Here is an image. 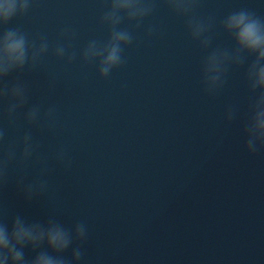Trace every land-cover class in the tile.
<instances>
[{
  "label": "water",
  "instance_id": "obj_1",
  "mask_svg": "<svg viewBox=\"0 0 264 264\" xmlns=\"http://www.w3.org/2000/svg\"><path fill=\"white\" fill-rule=\"evenodd\" d=\"M104 2L34 0L6 27L46 34L52 44L71 27L79 51L90 39L107 38L99 24ZM241 8L264 16V0H199L198 14L219 20ZM148 24L159 32L146 38L137 31L126 63L106 79L94 64L66 65L51 52L37 70L19 74L30 89L29 106L58 109L55 132L31 129L54 170L46 177L48 196L31 203L10 180L0 190V218L85 221L82 264H264V152L250 156L243 148L249 100L243 69L231 70L221 92L209 96L201 84L205 53L183 19L161 4ZM217 42L230 44L223 34ZM230 104L240 112L227 125ZM3 108L0 127L7 128ZM25 130L21 117L8 139ZM62 146L74 160L67 172L53 160ZM38 173L31 168L27 180ZM70 254L71 248L64 253ZM25 255L35 253L26 248Z\"/></svg>",
  "mask_w": 264,
  "mask_h": 264
},
{
  "label": "clouds",
  "instance_id": "obj_2",
  "mask_svg": "<svg viewBox=\"0 0 264 264\" xmlns=\"http://www.w3.org/2000/svg\"><path fill=\"white\" fill-rule=\"evenodd\" d=\"M34 0H0V105L7 128L0 127V190L14 180L23 199L31 203L48 196L46 177L54 170L47 158L40 154L41 145L31 131L55 132L58 125L56 106L45 108L33 103L30 89L20 75L37 70L51 52L57 60L71 65L77 60L82 66L94 64L101 79L108 78L126 63L124 51L135 40V33L143 30L146 38L159 32L156 25H145L162 4L184 21L191 41L205 55L201 61V84L209 96H217L227 83L228 73L243 69L249 100L246 116L241 122L244 151L255 156L264 152V16L247 8L232 11L217 20L215 16L198 14L199 0H105L99 24L106 29L104 40L90 39L79 51L73 47L77 33L65 27L52 44L46 34L30 36L21 27H6L15 18L25 16ZM221 34L230 44L217 42ZM55 79L50 82L54 87ZM240 109L230 104L224 112V121L231 125ZM22 117L27 130L15 139H8V128L19 127ZM55 164L67 172L74 160L66 147L54 154ZM39 168L37 176L27 180L29 170ZM12 173H17L12 175ZM89 237L88 224L78 220L65 225L55 214L46 221L28 220L20 214L0 218V264H82L84 244ZM75 245V246H74ZM35 255L29 259L25 249ZM71 248L70 257L66 253Z\"/></svg>",
  "mask_w": 264,
  "mask_h": 264
}]
</instances>
